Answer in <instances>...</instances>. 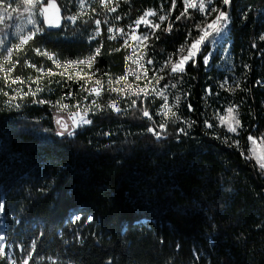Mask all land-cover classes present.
<instances>
[{
	"label": "trees",
	"instance_id": "1",
	"mask_svg": "<svg viewBox=\"0 0 264 264\" xmlns=\"http://www.w3.org/2000/svg\"><path fill=\"white\" fill-rule=\"evenodd\" d=\"M55 2L60 26L41 22L44 31L18 54L14 51L12 61L0 59L5 67L19 60L7 77L0 70V236L5 237L0 243L6 257L10 254L15 264L29 253L27 264H264V173L246 149L249 136H264V85L257 84L264 83V40L259 39L264 0H231L226 10L231 60L247 91L231 94L241 111L239 134L222 132L229 143L239 141V147H229L221 131L204 125L200 99L207 87L214 89L210 84L216 72L204 70L202 56L198 67L189 63L182 77L165 70L157 86H132L130 80L127 89L122 85L124 91L114 92L104 79L121 77L129 68L125 57L132 55L131 48L123 46L116 29L128 31L148 10L156 17L168 15L171 0H113L107 6L100 0H85L82 6L79 0ZM21 5V0H4L0 8ZM182 11L183 0H177L168 15L172 31L165 32L161 22L143 48L154 65L170 54L175 59L189 31L198 36L193 25L201 16L188 10L176 20ZM71 14L77 17L73 22L67 20ZM97 20L100 34L94 37ZM109 28L116 39H108ZM101 44L89 68L97 72L100 96L90 92L96 81L85 83L72 72L61 75L57 64L34 51L47 50L64 64L91 56ZM164 84H169L168 98L174 96L172 84L180 91L181 103L172 109L175 117L161 114L164 100L152 91ZM137 86L147 87L149 95H133ZM111 101L120 112L108 107ZM189 103L194 111H188ZM61 109L71 116L88 109L91 123L75 127L73 136H59L54 114ZM144 109L152 119L142 115ZM184 120L196 123L188 129ZM161 122L167 125L164 130L158 127ZM149 127L161 132L160 138ZM75 215L81 220L73 223ZM88 216L94 217L90 223ZM0 264L9 263L0 258Z\"/></svg>",
	"mask_w": 264,
	"mask_h": 264
},
{
	"label": "snow or ice",
	"instance_id": "2",
	"mask_svg": "<svg viewBox=\"0 0 264 264\" xmlns=\"http://www.w3.org/2000/svg\"><path fill=\"white\" fill-rule=\"evenodd\" d=\"M80 5L82 6L85 2V0H79ZM101 3H103L105 6H107L109 0H100ZM217 2L220 5L223 6H230L231 4V0H217ZM4 3V0H0V5H2ZM22 3L24 5H27L28 7L25 8V11L29 12L31 14V10L33 6L39 5V14L41 16L44 17L43 23L49 27H59L60 26V19L61 17L59 16V8L56 5L55 0H46V3H41V0H22ZM213 3V0H183V4H184V11H182L180 13L179 16L176 17V20H180L181 18L185 17L188 15V9L189 8H195L197 9L198 12L205 14V19L203 21H200L198 23H195L193 25V27L199 31V35L192 37V32L189 31L188 32V36L186 37V41L185 44H182L179 46L178 48V53H179V57L178 59H173V55H169L168 59L164 62V65L162 68H158L155 71L157 73L160 72H164L165 69H169L170 70V74L172 77H182L183 74H186V70H187V65L189 63H191V65L195 68L198 67V60L197 57L198 56H202L203 58V64L205 67H207L210 63L211 57H212V52L209 51L207 54L204 53L203 49L205 47V45L211 41L213 44H220L221 43V38H223L226 33L229 31V27L231 24V17L228 11L225 10H221L220 7H209L211 6ZM171 4H172V9H175L177 6V0H171ZM8 7H11V5H9ZM172 9L168 10V15L171 14ZM49 10H53V12L55 13V17L54 19H49L48 16V12ZM115 8H110L109 11L111 12H115ZM12 11H16L15 9H12ZM213 14H215L214 18L211 19L210 22H208L207 18L208 16H212ZM157 13L155 11L152 10H148L145 11L144 14L142 16H140L136 21H134V24L136 26V28H139V26L141 25V23H144L146 27H151L152 29V34L155 35V31L156 29H159L161 27L160 23H155L152 24L149 20H146V17H152V16H156ZM168 15H159V21L160 22H164L168 19ZM245 15H247V13H245ZM9 18H11V13H9ZM4 19V15L2 12H0V21H3ZM68 19L71 20H76L77 17L76 16H72L69 17ZM115 19H120L119 16L115 17ZM29 23L31 24H36L37 21L34 18H30ZM96 25H97V29H96V34L99 35L100 34V29H99V25H100V21L97 20L95 21ZM130 28H132V25H129ZM172 23H169L167 28L164 29L165 32H171L172 31ZM136 28L132 29V34H131V38L133 40L137 39V37L134 35ZM44 28L42 27H35L34 30H29L26 34H21L19 35L18 38V43H15L12 47H8L6 49V54L4 52H0V59H2L5 64H7V62L12 61L13 60V55H14V51L15 53H19L26 45L29 44L30 41L34 40L36 35L40 32H43ZM108 31L111 33L113 30L111 28L108 29ZM116 32H118L120 35H124V30L123 29H116ZM191 38V43H187L188 38ZM89 39H94V37H89ZM108 39H116L115 36L109 35ZM140 39H143L144 41H148L149 36L148 34H145L143 37H141ZM156 39H159V36H156ZM260 40H264V34H261V36L259 37ZM4 41L0 40V44H3ZM128 45V40L125 39L124 41V45L123 46H127ZM103 47V44L100 45V47H97L94 50V54H92L91 56L85 58V59H80V60H69L66 63H64L63 65L60 64V61L56 59L54 54H50L47 50L41 51L39 48L34 49V51L39 54V55H43V56H47L48 59L52 60L54 63H56L57 65L64 67V68H69L70 66H74V65H85L88 68H91L92 65L95 63V61L97 60V57L99 56L100 52H101V48ZM142 47L147 48L148 44L145 43ZM253 47H255V44L253 45ZM116 51H119V49H116ZM225 51H227V49H225ZM186 53V54H185ZM126 62L127 61H132L133 63H137L138 64V70H144L145 69V62L144 61V52L141 51L140 54L138 56H136L135 59H133V56H127L125 57ZM19 63V60H15L12 64L11 67H5L3 64H0V70H2L6 77L7 74L12 72V69L16 66V64ZM25 63H28L27 61H25ZM146 63L148 65H152L154 63V61L151 58H148L146 60ZM30 67L35 68L36 65L35 64H30ZM245 68H248V65H244ZM38 71H42V69H38ZM97 71H100L99 69H97ZM47 74H52L51 69L48 70ZM61 75L67 76L68 73L67 72H62ZM92 76H95L96 73H92ZM129 75L132 76H136L137 80L143 79L144 77H146L148 75V71L144 70V76H140L137 74V71H133L131 69H129L128 71L125 72L124 76H121L118 78L117 83H120L121 81H125L127 79V77ZM78 78H82L79 77V73H77ZM91 78V77H89ZM165 78L164 75H160L159 80L156 81L157 84H159L160 80H163ZM19 77H17L16 79L12 80V83H17L19 81ZM69 79H71V77H69ZM194 79V78H193ZM7 82V81H6ZM85 83H87V80H85ZM261 83L260 81H257V84ZM97 86L96 87H92L90 89V92L92 94H95L96 96H100L101 95V90L98 89L99 86V81H96ZM228 84V81L225 80L223 83L220 84L221 88H225V86ZM177 85L176 84H172L171 87L175 88ZM127 85H125V89H127ZM169 87V84H164L163 87L159 90L156 91L155 89H152L153 92H155L156 96H160L163 98L164 103L161 104V114L165 117V118H169L171 117H175L176 116V112L175 111H171L172 108H176L179 106V104L181 103V97L180 96H176L175 97V103L174 104H169L168 102V97L165 94V89H167ZM240 81H235V87H229L226 90L235 92L236 89L240 88ZM125 89H117V88H112L111 91H124ZM245 91H247V89H244ZM37 91H40V89H37ZM205 95L208 96L211 94V89L210 88H206L205 90ZM30 93H25L24 95L27 96ZM32 95H35V93H31ZM133 95H140L143 94L145 96L149 95V90L147 87H139L137 86V90L134 91L132 93ZM4 95H8V93H4ZM69 96H71L72 94L69 93ZM190 95L189 92H185L184 96H188ZM39 103H51L50 101H38ZM92 103L94 105H96L97 107H99V105L96 104V101L93 100ZM132 105H136V101L133 100L132 101ZM16 107H19V105H16ZM64 109H67V105L63 106ZM108 107H110L113 111L115 112H120L121 109L119 108V106L117 105V103L115 101H111L108 105ZM238 105H232L231 107H228L226 109V112L229 114L230 119L232 121V123H228V131L229 132H237L239 127H242L241 122L238 118L239 116V112H238ZM88 111V109L84 110V113L86 114ZM188 111H194L191 103L188 104ZM142 115L144 117H147L148 119H152L151 114L149 113V111L147 109H144L142 112ZM77 117H79V119H77ZM70 119L72 120V126L73 128L80 126L81 124H90L91 121L86 119L84 117V115H81L79 113V111L72 113V116L70 117ZM218 119L220 120L221 124H225L226 120L224 116H219L218 115ZM186 125L188 129H191L196 121L194 120H184L183 121ZM56 123L59 125L61 131L57 132V135L59 136H64L65 133L68 136H73L74 132L70 131L68 128V125L66 123L63 122L62 119H57ZM205 127L206 128H211L213 125L208 123L207 120H205L204 122ZM166 124L161 122L158 127L161 130H164L166 128ZM147 131L149 132H153L154 135H156L157 138H160L161 136V132H157L155 131L154 128L149 127L147 129ZM178 132L181 133H185L186 129L185 128H179L177 130ZM105 135H108V133H105ZM248 140L251 141L253 144L256 143V140L252 137L249 136ZM224 143H228L229 147L235 146V147H239V141L233 140L231 143H229L228 139H225L223 141ZM250 152H254L253 149L249 150ZM243 154V153H242ZM249 159L252 158H256L257 162L259 164V167L262 171H264V158L261 157H254V156H249ZM4 209V202L2 200H0V211H3ZM81 220V216L80 215H75L73 217V223H75L76 221H80ZM94 220L93 216H88L87 217V221L86 223H90ZM215 227V226H213ZM3 239H5V237L0 236V241H2ZM32 246L33 248H35V240L32 242ZM177 247H179V245H177ZM31 253H29V256L26 257L24 259V261L22 262V264H27V260L30 258ZM0 258H7L6 257V252H5V246L0 243ZM13 264H15V262L13 261Z\"/></svg>",
	"mask_w": 264,
	"mask_h": 264
},
{
	"label": "rangeland",
	"instance_id": "3",
	"mask_svg": "<svg viewBox=\"0 0 264 264\" xmlns=\"http://www.w3.org/2000/svg\"><path fill=\"white\" fill-rule=\"evenodd\" d=\"M41 2H43V0H41ZM111 2H113V0H109L108 4H110ZM213 6L214 7H220L221 10H225V11L228 9L227 6L220 5L217 2V0H213L212 5L209 7H213ZM26 7H28V6L24 5L22 3V5L20 7L14 8L16 11H12V9L0 8V12H2L4 15L3 21H0V40L4 41L3 44H0V52H6V49L8 47L13 46L15 43H18L19 35L26 34L29 30H34L35 27H40L41 22H43L44 17L39 14V6L38 5L32 7L31 14L29 12L25 11ZM188 10L190 12L192 11V12L198 13L201 16L200 21H203L205 19V14L198 12L197 9L189 8ZM9 13H11V18H9ZM48 16H49V19H54L55 13L53 12V10H49ZM59 16H60V13H59ZM72 16H76V15L71 14L70 16H68V18L72 17ZM214 16H215V14H213L212 16H208V18H207L208 22H210L211 19L214 18ZM30 18H34L37 21V23L35 25L29 23L28 21ZM68 18H67L68 21H70V22L74 21V20H71ZM146 20H149L152 24L161 23L159 21V17H156V16L146 17ZM200 21H198V22H200ZM164 23H165V26L167 27L169 23L173 24L174 22L171 19V17L169 16L168 19L166 21H164ZM47 27H49V26H47ZM53 27H56V26H53ZM53 27H51V28H53ZM133 28H136V26L135 25L132 26V28H130L128 31L124 32V35H120L119 33L118 34H119V37L121 38L119 40H122L123 45H124L125 39L128 40L127 46L129 48H131L130 49L131 50L130 53L132 54L131 56H133V59H135L136 56H138L140 54V52L143 50L144 47H142V46L148 42V41H144L143 39H140V38L143 37L145 34H148L149 38H151L152 29H151V27H146L144 23H141L139 28H136V31L134 33V35L137 37V39L133 40L131 38ZM93 29H95V32L93 33V36L95 37L97 35L96 34V29H97L96 25H95V28H93ZM196 31L198 32V35H199L200 34L199 31L198 30H196ZM110 34L113 35L114 34L113 31ZM228 35H229V31L226 33V35L223 38H221L220 44H213L211 41H209L205 45V47L208 46V48H207L208 50H207L206 54L209 51H211L212 57H211L209 65L207 67L204 66V70L208 71V70L213 68V69H215L216 73H214L215 75L213 77V80H211V84H210V87L214 88V89H211V94L206 96L205 93H203L201 95V99H200V100H202V106H203V112L202 113L204 115L203 116L204 120H207L208 123L213 125L211 128H208V129L213 130V131L218 130V132L221 131L222 137H224V135H223L224 133L222 132L224 130L228 134H230V136H232V137H234L235 135H238L240 132L239 130L241 127H239L237 132H235V133L228 131L227 125H228V123H232V121L230 119L229 114L226 112V109L228 107H231L232 105H238L236 103V101L232 99L231 94L234 95L235 92L244 89L243 88L244 86H241L240 88L236 89L235 92L226 90L229 87L234 88L235 87V81H240V85H242L244 83L241 76L238 73H236L237 72L236 67L234 66L233 61L231 60L232 57H231V54L229 51L230 50V38ZM225 49H227V51H225ZM178 57H179V53L175 59H178ZM198 57H197V60H198ZM166 60H163L162 62H158L155 65L154 64L148 65L146 63V58L144 57V61H143V62H145V69L144 70L148 71V75L146 77H144L143 79H140V80H137L136 76H132V75H129L125 81H121L120 83H117V80L119 77L111 79L110 76H106V78H104V79H106L105 81L109 85L112 83V86H110L111 88L115 87L117 89H119L120 87H124L127 84V82L130 80H131L132 86L138 85L137 82H149L152 85H154V83H155V85L157 86L159 84H157L156 81L159 80L160 75H163V72L157 73L155 70L158 68H162L164 65V62ZM202 62H203V59H202ZM54 64H56V63H54ZM61 65H63V64H61ZM85 67H86V69H85ZM58 68H60V70H59L60 73L67 72L69 75L72 72L75 78H78L77 73H79V77H82V78H80V80L81 79H84V80L88 79L91 82L97 81V79H96L97 76L96 75L92 76L91 75L92 73L89 71V68L85 65H74V66H70L69 68H64V67H61L58 65ZM129 69H131L133 71H137V74L140 76H144V70H138V64L137 63H133L132 61H130L129 68L127 69V71ZM165 70H169V69H165ZM94 73H97V72H94ZM150 74H152V75L150 76ZM89 77H91V78H89ZM207 79H208V77L204 80V82L205 81L207 82ZM225 80L228 81V84L225 86V88H221L220 84L223 83ZM161 81L162 80H160L159 83ZM96 85H94L92 87H96ZM122 85H124V86H122ZM259 85H264V83L261 82V83H259ZM161 88L162 87L160 86V88H157L156 91H159ZM207 88H209V87H207ZM98 89H99V87H98ZM170 89H171V93H174V96L168 98V102H169V104H174L175 103V97L179 96L180 93H178L179 90L175 91V89H177V88L170 87ZM166 90H164V91H166ZM223 93H226V95H224ZM180 96H181V94H180ZM227 96H229L230 98ZM171 98H172V100H171ZM213 101H214V104H211V102H213ZM261 106L264 110V99L261 102ZM172 109H171V111H172ZM204 110H205V112H204ZM239 110L240 109L238 108V112H239L238 118L240 120L241 111H239ZM218 115L225 117V120H226L225 124H223V125L221 124L220 120L218 119ZM54 116H55V118H54L55 122L57 121V119H62L63 122L68 125V128L70 131L75 129L72 126V120L70 119L71 115H69L68 112H65V111H63V109H61L60 111L55 112ZM86 116L87 115H85V113H84V117L89 120V118ZM84 125L85 124H81L80 126H84ZM56 128H57L58 132L61 131V129L57 123H56ZM255 140H256L255 144H253L251 141L248 140L246 149H248L249 155L254 156V157L264 158V136L257 138ZM250 149H253L254 152H250L249 151ZM252 159L256 163L257 167L260 169L259 164L257 162V159L256 158H252ZM260 171H261V169H260ZM262 172L264 173V171H262ZM6 259H7L9 264H13V259H11L10 254H8Z\"/></svg>",
	"mask_w": 264,
	"mask_h": 264
},
{
	"label": "built area",
	"instance_id": "4",
	"mask_svg": "<svg viewBox=\"0 0 264 264\" xmlns=\"http://www.w3.org/2000/svg\"><path fill=\"white\" fill-rule=\"evenodd\" d=\"M109 103H110V102H109ZM109 103H108V104H109Z\"/></svg>",
	"mask_w": 264,
	"mask_h": 264
}]
</instances>
